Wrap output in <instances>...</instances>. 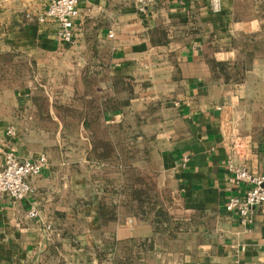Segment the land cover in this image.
Masks as SVG:
<instances>
[{
	"label": "crops",
	"instance_id": "crops-1",
	"mask_svg": "<svg viewBox=\"0 0 264 264\" xmlns=\"http://www.w3.org/2000/svg\"><path fill=\"white\" fill-rule=\"evenodd\" d=\"M258 1L218 0L214 12L210 0H154L142 14L136 0H79L64 44L54 20L37 21L43 0H0V56L27 72L0 81V146L47 158L32 195L0 200V264H124L123 244L150 238L145 264H264V206L244 223L225 208L247 189L226 160L264 175V58L241 83L212 81L208 63L235 59L232 39L264 23ZM77 99L85 116L57 114ZM120 167L150 176L169 214L190 222L182 250L137 218L110 171Z\"/></svg>",
	"mask_w": 264,
	"mask_h": 264
},
{
	"label": "trees",
	"instance_id": "trees-1",
	"mask_svg": "<svg viewBox=\"0 0 264 264\" xmlns=\"http://www.w3.org/2000/svg\"><path fill=\"white\" fill-rule=\"evenodd\" d=\"M253 7H255L254 12L256 11V18L264 19V0H259L256 5L253 4ZM263 32L264 23L252 33L237 34L230 43L231 48L236 51V57L233 61L209 60L211 80L217 81L221 79L224 84L241 83L251 66L256 61L264 58V35L261 36ZM155 35L158 38V42H163L162 33H160V35L156 33ZM12 59V57L0 56V81L7 83L12 82L16 85L24 84L27 76L26 69L25 67H17V64L13 62L14 60ZM76 101L77 106L75 108L58 107L57 110L60 112H57V114L66 116L67 112V116H85L83 112L78 110L80 99ZM86 107L91 109V116L98 115V110L100 108L96 106L94 102L91 104L89 103ZM61 113H63V115ZM99 156L106 159V157H110V154L103 152ZM126 158L127 156L124 158V161H126ZM110 171L112 174L115 173L124 178L126 183L119 193L136 200V216L140 220L146 221L151 225L153 234L159 236L157 237V242H161L168 251L182 250V247L192 238L187 230L190 222L173 218L169 214V209L167 210L165 208V204L159 201L157 196L158 193L155 188V197H157L158 200L156 199L155 205L152 204L154 201L152 197L154 196L151 191L150 182H152V180L150 176L143 175L142 177L141 173L139 174L136 170L128 167L114 168ZM153 242L154 238L141 240L140 242H125L123 248L129 250V260H125L124 264H145L144 262H139V260H141L143 258L142 255L147 254V252H153ZM127 245H129V247Z\"/></svg>",
	"mask_w": 264,
	"mask_h": 264
},
{
	"label": "built area",
	"instance_id": "built-area-1",
	"mask_svg": "<svg viewBox=\"0 0 264 264\" xmlns=\"http://www.w3.org/2000/svg\"><path fill=\"white\" fill-rule=\"evenodd\" d=\"M43 3L44 9L37 21L44 23L54 20L58 26L57 40L64 44L71 43L74 22L79 15V0H43ZM152 4L153 0H136L137 11L143 14ZM210 6L216 12L218 0H210ZM8 134L13 135V132L8 130ZM232 152L235 153L234 150ZM46 166L47 158L43 154L19 160L14 150H5L0 146V200L9 198L20 202L32 195L34 190L29 180L40 176ZM225 170L233 184L247 186L243 198L231 196L225 204L226 210L235 211L240 222L244 223L253 207L264 206V175L249 173L243 167L232 164L230 160H226ZM27 215L30 219H38L39 211L33 206Z\"/></svg>",
	"mask_w": 264,
	"mask_h": 264
},
{
	"label": "rangeland",
	"instance_id": "rangeland-1",
	"mask_svg": "<svg viewBox=\"0 0 264 264\" xmlns=\"http://www.w3.org/2000/svg\"><path fill=\"white\" fill-rule=\"evenodd\" d=\"M264 35V32H263V34H261V36H263ZM57 112H60V111H58L57 110ZM62 115H63V113H61ZM66 116H67V112H66ZM115 171V170H114ZM137 172H139V174H140V171H138L137 170ZM115 174V173H114ZM142 177H143V174H142ZM141 177V178H142ZM151 177H153V176H151ZM150 182V181H149ZM151 183V191L153 192V196L155 197L156 195H155V190H154V188H155V185H154V183L153 182H150ZM152 197V200H154L153 202H152V204H156V199H157V197ZM158 200V199H157ZM166 205H165V208L168 210H170V208H171V201L170 200H168V204L167 203H165ZM172 216V215H171ZM173 217V216H172ZM174 218V217H173Z\"/></svg>",
	"mask_w": 264,
	"mask_h": 264
}]
</instances>
